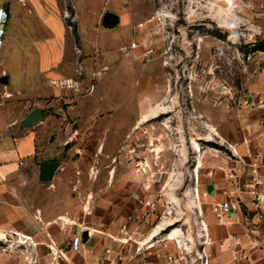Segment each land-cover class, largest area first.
I'll use <instances>...</instances> for the list:
<instances>
[{
  "label": "rangeland",
  "instance_id": "rangeland-1",
  "mask_svg": "<svg viewBox=\"0 0 264 264\" xmlns=\"http://www.w3.org/2000/svg\"><path fill=\"white\" fill-rule=\"evenodd\" d=\"M74 1L85 23L96 21L99 36L90 32L87 66L100 75L93 76L95 89L68 85L75 92L66 99L90 97L93 108L103 101L93 95L104 96L112 116L108 121L67 116L53 126L56 134L63 129L79 134L69 146L65 139L57 143L60 156L44 159L68 164L58 171L63 185L50 192L73 193L68 205L77 206L85 227L101 232L72 231L58 248L50 241L51 251H78L74 243L89 240L104 249L111 236L121 239L120 229L127 226L134 236L122 253L127 260L163 264L171 255L183 258L181 264H210L213 227L220 218L209 197L213 186L204 185L205 198L201 185L217 179L227 162L245 159L248 149L261 146L264 51L256 49L264 41V0ZM60 2L76 34L72 0ZM119 18L138 24L132 35L118 29ZM33 21L28 33L36 40L42 32ZM19 26L26 30L23 23ZM84 55L76 64L80 80ZM16 68L11 63L10 70ZM56 134L49 132L45 142ZM12 237L8 244L17 241V235ZM134 240H148L154 247L137 253Z\"/></svg>",
  "mask_w": 264,
  "mask_h": 264
},
{
  "label": "crops",
  "instance_id": "crops-1",
  "mask_svg": "<svg viewBox=\"0 0 264 264\" xmlns=\"http://www.w3.org/2000/svg\"><path fill=\"white\" fill-rule=\"evenodd\" d=\"M14 1L13 8L10 7L11 0H0V6L10 16L3 27L0 46V235L16 232L31 236L38 250L39 264H49L53 248L50 241L58 248L64 242V235L70 237L72 231L80 235L89 230L101 232L94 227H85L77 206L68 205L67 202L74 201L73 193L70 197H61L50 192L63 185L64 179L58 171L66 170L68 164L44 159L60 156L63 151L58 149L57 143L63 144L70 134V129L56 134L53 126L60 125L67 116L84 121L97 118L108 121L112 111L104 108L105 99L101 95H93L95 101L103 100L95 103L93 108H89L90 97L73 102L66 99L75 92L67 87L72 83L82 91L95 89L93 76H99L100 71L92 72L87 65L89 53L93 50L92 42L88 40L90 32L99 36L96 21L85 23L72 0L71 8L78 26L74 34L69 30L66 18L68 8L61 0ZM33 20L39 22L42 32L41 38L36 40L29 38L28 33L32 31H29V24ZM22 23L26 30L19 26ZM117 23L118 29L126 28L131 35L138 25L128 20L123 23L120 18ZM15 40L19 41L16 47ZM120 49L122 44L117 45L116 50ZM82 51L85 53L81 59L85 68L80 80L76 64ZM116 61L115 65H119L121 60ZM11 63L17 68L10 70ZM35 108L41 111L43 121L24 127L25 118ZM49 132L56 134L57 138L51 135V143L47 144L45 140ZM260 141L259 149H248L245 159L227 162L226 168L218 171L217 179H209L201 185L203 193H208L203 190L204 185L213 186L212 193H209L213 206L229 204L228 210L216 212L220 219L213 227L210 264H264V218H260V215L264 217V129ZM46 163L52 166L43 168ZM124 228L128 229L126 226L120 230ZM111 243L102 249L91 240L80 241L78 251H61L67 259L61 264H104L102 255ZM23 260V256L0 251V264H28Z\"/></svg>",
  "mask_w": 264,
  "mask_h": 264
},
{
  "label": "built area",
  "instance_id": "built-area-1",
  "mask_svg": "<svg viewBox=\"0 0 264 264\" xmlns=\"http://www.w3.org/2000/svg\"><path fill=\"white\" fill-rule=\"evenodd\" d=\"M9 19V15L6 10H3L0 8V46H1V39L4 36V25L7 23ZM262 106L264 107V103L262 102ZM78 131L74 130L72 131L64 140V145L69 146L70 144H73L75 140H77L78 137ZM257 184H261V181H255ZM202 196L207 198L208 194L207 193H202ZM260 200V199H258ZM258 207V205H257ZM213 209L215 212H218L220 210H228L229 209V204L228 203H223V204H218L214 205ZM260 218H264L262 215H260ZM21 233H16V232H11V233H6L3 235H0V242L1 240L4 243V246L0 247L4 249L5 251L8 252H15V253H20L21 256L24 257V260L28 264H39L38 260V254L36 250V244L33 242L31 237L25 236V235H20ZM121 234L123 237L120 239L118 237L111 236L112 243L108 245L102 255L104 264H149V263H142V262H136V259L133 260L131 259H125V257L122 255L123 250L127 249L128 246H130V242L133 241L134 236H132L131 232L129 229L124 228L121 231ZM12 235H17L18 239L17 241H11L8 244L9 238L12 237ZM12 237L11 239H13ZM80 241H76L74 243L75 249L78 248ZM137 245V253H140L142 250H148L154 247V244H150L148 240L145 241H135ZM17 251V252H16ZM52 253V259L49 262V264H61L62 260L65 262L67 259L63 256V253L59 250H53L51 251ZM183 258H180L179 260L173 256H167L165 262L163 264H181V261ZM69 264V263H68Z\"/></svg>",
  "mask_w": 264,
  "mask_h": 264
},
{
  "label": "water",
  "instance_id": "water-1",
  "mask_svg": "<svg viewBox=\"0 0 264 264\" xmlns=\"http://www.w3.org/2000/svg\"><path fill=\"white\" fill-rule=\"evenodd\" d=\"M43 121V115L41 111L38 108L33 109V111L25 118L23 122L24 127H29L34 124H37L39 122ZM263 129H264V123H263ZM52 166L50 163H46L43 165V168L49 169Z\"/></svg>",
  "mask_w": 264,
  "mask_h": 264
},
{
  "label": "trees",
  "instance_id": "trees-1",
  "mask_svg": "<svg viewBox=\"0 0 264 264\" xmlns=\"http://www.w3.org/2000/svg\"><path fill=\"white\" fill-rule=\"evenodd\" d=\"M256 51H264V41L261 42V45H259V48L256 49Z\"/></svg>",
  "mask_w": 264,
  "mask_h": 264
}]
</instances>
